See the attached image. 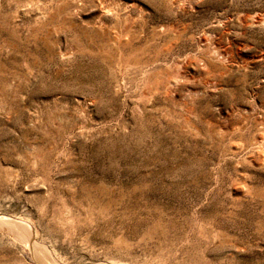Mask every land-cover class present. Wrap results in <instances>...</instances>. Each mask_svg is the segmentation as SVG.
I'll return each mask as SVG.
<instances>
[{
  "label": "rangeland",
  "instance_id": "rangeland-1",
  "mask_svg": "<svg viewBox=\"0 0 264 264\" xmlns=\"http://www.w3.org/2000/svg\"><path fill=\"white\" fill-rule=\"evenodd\" d=\"M0 264H264V0H0Z\"/></svg>",
  "mask_w": 264,
  "mask_h": 264
}]
</instances>
